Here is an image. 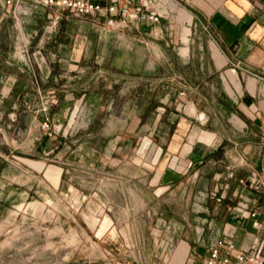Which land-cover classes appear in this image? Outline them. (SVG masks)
Here are the masks:
<instances>
[{
	"label": "crops",
	"instance_id": "0c3cea01",
	"mask_svg": "<svg viewBox=\"0 0 264 264\" xmlns=\"http://www.w3.org/2000/svg\"><path fill=\"white\" fill-rule=\"evenodd\" d=\"M152 4L160 14L156 24L118 29L66 15L58 32L44 40L47 8L25 0L13 9L0 1V38L16 30V39L24 34L34 50L28 60L0 63L17 70L0 71V101H19L23 113L27 100L44 93L54 102L41 114L51 115V126L56 115L70 111V121L86 111V121L93 122L95 112L112 109L111 120L124 119L116 140L126 141L115 152L152 160V169L121 167L137 172L133 180L148 182L163 203L160 216L169 217L167 229L176 237L172 264H200L217 238L248 248L254 231L249 211L264 206V191L239 183L253 172L264 176V0ZM117 70L120 78L134 74L142 82L136 91L127 80L128 112L122 115L113 109ZM92 71L98 74L90 85ZM63 140L46 134L34 147L56 156ZM21 159L11 150L0 153V207L25 199L30 185L21 180L29 170ZM179 201L186 205L179 208ZM100 223L97 234L110 225L107 217Z\"/></svg>",
	"mask_w": 264,
	"mask_h": 264
},
{
	"label": "rangeland",
	"instance_id": "374dc122",
	"mask_svg": "<svg viewBox=\"0 0 264 264\" xmlns=\"http://www.w3.org/2000/svg\"><path fill=\"white\" fill-rule=\"evenodd\" d=\"M17 34L16 30L10 35L7 31L0 38V63L21 61L24 53V58H33V49H20L22 42L16 39ZM9 67L6 70L0 65V71L17 72L14 66ZM115 73L113 79L119 85V93L114 97L113 109L122 115L128 112L123 94L127 80L136 91L142 82L134 74L126 80L120 78V70ZM97 74L88 80L90 85L95 83ZM45 96L41 93L27 100L23 113L19 111V101H0V153L11 150L24 158L21 165L29 172L21 182L30 185L25 199L7 201L0 207V264H172V236L176 237L167 229L169 217L160 216L163 203L156 200L154 187L148 182L133 180L132 174L137 172L121 167L123 162L152 169L151 158H122L121 153L115 152L116 147H125L126 141L121 144L123 140H116V129L124 119L111 120L109 108L108 112H95L93 122L86 121V111L75 112L70 121L74 112L70 111L56 115V126L50 125L49 115L50 128H44L45 116L41 114L54 106L41 110ZM38 122L39 127L34 126ZM46 134L64 138L56 156L44 154L43 148L38 152L34 147ZM143 136L132 150L144 140ZM33 169L37 172L31 173ZM29 202L38 206H27ZM177 203L179 208L186 205L185 201ZM104 217L110 225L97 234Z\"/></svg>",
	"mask_w": 264,
	"mask_h": 264
},
{
	"label": "built area",
	"instance_id": "2783aa9c",
	"mask_svg": "<svg viewBox=\"0 0 264 264\" xmlns=\"http://www.w3.org/2000/svg\"><path fill=\"white\" fill-rule=\"evenodd\" d=\"M5 4H12L13 9L25 0H0ZM34 5L47 8L49 11L42 28L44 40H49L52 34L58 32L60 22L64 16L84 18L103 27L110 26L121 29L126 26L140 27L141 24H156L160 14L152 4V0H31ZM17 27V26H16ZM18 32L20 31L17 27ZM23 39V41H22ZM18 40V39H17ZM20 49L27 52L30 40L24 34L20 39ZM25 41V42H24ZM42 41H39V43ZM21 60H28L24 58ZM46 97L41 110L48 111L52 106V99ZM48 117L42 121L44 128H50ZM264 139V134L262 135ZM239 183L251 190L264 191V176L253 172L239 179ZM249 218L253 219V239L248 248H237L235 243L225 237L217 238L202 257L201 264H264V206L254 207L249 211Z\"/></svg>",
	"mask_w": 264,
	"mask_h": 264
}]
</instances>
